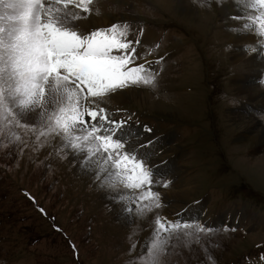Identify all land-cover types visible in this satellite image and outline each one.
<instances>
[{"label":"rangeland","instance_id":"rangeland-1","mask_svg":"<svg viewBox=\"0 0 264 264\" xmlns=\"http://www.w3.org/2000/svg\"><path fill=\"white\" fill-rule=\"evenodd\" d=\"M95 2L87 14L75 10L81 30L127 24V38L143 39L137 53L160 60L155 87H130L119 92L121 103L106 106L123 110L116 119L133 114L128 135L136 126L141 133L132 132V142L150 128L155 171L171 183L153 188L160 208L138 214L148 202L129 201L121 214L93 171L71 155L62 158L55 141L0 126V264H147L156 218L171 220L185 209V218L197 209L214 231L198 239L174 234L162 264H264V71L254 81L259 101L232 83L231 38L259 15L247 6L251 0ZM167 163L178 167L160 171Z\"/></svg>","mask_w":264,"mask_h":264},{"label":"snow or ice","instance_id":"snow-or-ice-1","mask_svg":"<svg viewBox=\"0 0 264 264\" xmlns=\"http://www.w3.org/2000/svg\"><path fill=\"white\" fill-rule=\"evenodd\" d=\"M91 3L0 0V126L31 129L44 141H55L62 158L71 155L74 164L79 160L93 170L100 189L122 186L129 190V201H147L135 209L144 214L162 206L161 193L153 188L166 189L171 180L155 171V152L148 147L154 139H129L128 122L133 114L125 112L116 119L123 110L110 112L106 105L130 87H155L157 72L153 65L160 60H144L137 53L140 39H127V24L81 30L74 23L80 15L75 10L87 14ZM247 6L259 13L248 17L257 26L256 31L249 32L247 23L241 28L258 35L264 51V0H251ZM246 47L250 53L257 52L253 46ZM143 131L151 130L145 126ZM39 211L44 213L43 208ZM185 211L171 220L156 218L147 264H162L160 258L174 234L198 239L200 233L214 231L213 226L202 222V214L185 218ZM224 227L236 231L230 225ZM162 233L167 237L162 238Z\"/></svg>","mask_w":264,"mask_h":264},{"label":"bare ground","instance_id":"bare-ground-1","mask_svg":"<svg viewBox=\"0 0 264 264\" xmlns=\"http://www.w3.org/2000/svg\"><path fill=\"white\" fill-rule=\"evenodd\" d=\"M92 2L96 3L95 0H92ZM238 11H241V10H238ZM236 12H237V10H233V12H231V13H236ZM245 23H247L249 25L248 31L252 32V33H255L256 30L253 29V27H255L256 25L253 24L252 21L249 20V19H247L244 22H241L242 25L245 24ZM148 35L151 36L150 34H148ZM149 36L148 37L145 36L146 38L144 37V40L147 41V38H149ZM259 40L260 39L257 38L256 34H248V32H243V30H242V32L239 35L234 36L233 38H231V42L235 44V48L237 50L236 53L233 55V60H234V63H235L233 65V67H234V71L236 73V77H234L232 83L236 84L235 82L237 80V82L239 83L240 92L249 101H256V100L259 99V94H258V92L256 90L255 85H254V81L258 77V75L259 74L262 75L263 71H264V51L261 50V45L258 43ZM140 41H143V39H140ZM249 45L257 48V52L255 54L250 53V52L247 51V47L246 46H249ZM150 61H154V59L150 58ZM123 91H120V93L123 92ZM125 92H127V90ZM122 97H123V94L120 95L119 92H118L116 95H114L112 97L111 101H109V105H113V104H115L117 102L121 103V102H119V100ZM247 107L250 109V105H247ZM239 110H244V109H239ZM257 112L258 111H256L255 113L257 114ZM255 113L251 114V115L254 116V115H256ZM235 114L237 115V112H235ZM139 128H141V127L136 126V128H134V130L132 132L137 131L140 134L141 131H140ZM132 132H129L130 133L129 134L130 139L138 137V135H134L135 136L134 137L132 135ZM151 133L152 132H150V131H146L145 136L142 139H140V140H138L136 142H144V141L153 139L154 137H152L153 134H151ZM249 135H250V133H249ZM146 138H148V139H146ZM167 144H168V142H167ZM52 149H53V147L51 148V150ZM48 150H50V149H48ZM157 160H160V159H157ZM160 161H162V160H160ZM153 162L157 163L155 159H154ZM79 163H81V162H79ZM75 165H76V163H75ZM167 165H169V167L165 166L163 168H160L159 170L163 171V172H166V173H169L170 171L174 172L177 169V167H178V166L176 167L175 163H174V165L172 163H167ZM119 187L122 188V186H119ZM107 190H108V195H109L110 199H114L115 198V200H116L115 201L116 202V206H117L116 210H119V212L121 211V214H122V212H124V210H127L128 204H130L129 200L127 199V194L121 193L120 191H118L117 188H108ZM170 192H171V190L168 193L169 195H170ZM189 213H187V215ZM192 213H195L197 215V209L193 210ZM192 213H190V214H192Z\"/></svg>","mask_w":264,"mask_h":264}]
</instances>
